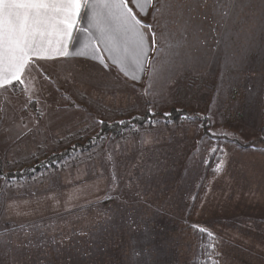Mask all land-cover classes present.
I'll return each instance as SVG.
<instances>
[{"label": "rangeland", "instance_id": "rangeland-1", "mask_svg": "<svg viewBox=\"0 0 264 264\" xmlns=\"http://www.w3.org/2000/svg\"><path fill=\"white\" fill-rule=\"evenodd\" d=\"M197 11L207 18L189 22L188 44L160 67L153 83L157 95L149 99H154L158 113L179 108L207 115L211 108L212 127L233 141L228 144L231 155L225 171L200 192L198 210H192L191 202L199 199L198 189L205 185L207 156L197 149V139L203 135L199 121L160 127L159 141L152 144L142 145L137 137L107 140L103 149L119 145L113 153L115 184L111 166L103 169L101 179L98 168L82 164L79 173L62 174L58 187L22 182L15 184L9 201L0 196V230L6 222L11 228L20 223L55 224L57 230L47 228L43 239L66 237L63 244L22 249L21 264H189L192 242L185 227L193 224L207 227L221 239L223 264H264V0H235L224 9L226 17ZM173 19L169 27L179 38L188 17ZM214 27L219 45L213 39ZM197 37L207 38V45L201 46ZM95 73L97 79L91 74L83 77L82 84L62 86L54 96L59 102L54 105L59 109L57 118L49 123L45 116L46 127L22 141L14 140L16 132L27 133L40 112L34 106L24 109V95L0 101V107L8 103L14 118L11 128L5 124L0 129L4 173L31 166V153H58L73 141L94 136L99 126L91 128L92 118L115 123L146 115L144 83L129 85L116 76ZM61 94L74 105L61 101ZM92 158L99 160L101 150ZM13 159L17 163L9 162ZM11 201L26 214L9 212ZM32 239L40 240V230Z\"/></svg>", "mask_w": 264, "mask_h": 264}, {"label": "snow or ice", "instance_id": "snow-or-ice-1", "mask_svg": "<svg viewBox=\"0 0 264 264\" xmlns=\"http://www.w3.org/2000/svg\"><path fill=\"white\" fill-rule=\"evenodd\" d=\"M234 2L224 0L218 3L214 13L226 17L228 13L224 9ZM206 6L207 0H0V91L7 94L9 99L18 94L24 95V109L34 106L40 112V117L33 121L28 132L17 131L14 140L22 141L28 133L33 136L39 133L42 127H46L42 119L45 116L49 123L57 118L59 109L54 105L59 102L54 96L61 93L62 77L68 82L69 74L72 77L82 75L76 66L91 60L94 64L98 63L106 74L115 73L118 79L123 76L131 80L133 85H146L141 89L147 105L146 115L133 116L128 121H116L115 126L133 133L142 145L158 142L160 122L163 121L167 126L174 121L171 111L158 113L154 99H149L157 95L153 90L154 78L160 67L170 63L171 57L179 55V49L188 44L189 22L207 18L201 17L197 11ZM186 14L188 20L177 38L169 25L175 23L174 17L183 18ZM200 31H203L202 27ZM211 31L215 43L219 45L217 29L214 27ZM197 42L206 46L207 38L197 37ZM145 75L146 81L142 79ZM61 101L71 102V98L61 94ZM175 111L181 113L185 121H199L203 135L196 142L198 152L202 151L215 159V175L224 172L231 155L228 144L233 141L229 140L228 133L212 127V109H209L207 115H192L179 108ZM92 120V126L98 125L101 131L92 136L87 145L73 144L70 152H53L43 160L31 153L33 164L27 170L32 174L30 178L39 183L47 182L50 187H58L62 174L71 176L73 170L79 173L80 164L83 163L90 169L98 168V178L101 179L104 177L103 169L111 166V179L115 184L117 176L113 153L119 149V145L113 150L102 148L99 160H94L88 151V146H95L97 140L106 139L103 129L114 125L106 123L104 119ZM13 122L11 110L5 102L0 107V129L5 124L11 128ZM154 133L157 135L154 136ZM78 151L87 153L89 159L76 160L73 154ZM9 162L17 163L15 159ZM40 168H44V171L39 172ZM17 177L23 178L24 171L13 172L11 176L0 172V180L4 181L0 196L6 202L11 199L15 187L10 180ZM78 178V175L73 177ZM31 195H36V192L33 191ZM55 202L59 203V200ZM17 208L16 201L8 203L9 212L15 215L26 214ZM191 227L199 234L196 245L198 254H194L191 264H221L222 254L216 234L199 224ZM47 228L55 232L58 225L20 223L18 228H11L6 222L4 230H0V264H21L19 254L22 249L46 248L49 243L63 244L65 236L57 240L53 235L51 241L44 240ZM36 230H40V240L34 243L32 237ZM80 234L85 233L81 231Z\"/></svg>", "mask_w": 264, "mask_h": 264}, {"label": "trees", "instance_id": "trees-1", "mask_svg": "<svg viewBox=\"0 0 264 264\" xmlns=\"http://www.w3.org/2000/svg\"><path fill=\"white\" fill-rule=\"evenodd\" d=\"M216 3H218V0H209V1L207 0V6L204 7L203 9H201V10H203V11L209 10L210 12H214ZM211 18H212V15H211ZM182 110H183L184 113L191 114V113L187 112L184 109H182ZM171 112L173 113L172 120L174 122L169 124V125H167V126H165L163 121H161L160 125H159V128L160 127H165L166 129H171L172 127H180V126H183V125H185L187 123H191V121H185L183 119V116H182L181 113H177L175 110H172ZM192 115H196V114H192ZM125 121H128V120L126 119ZM134 123H138V122L134 121ZM112 124L114 125L113 127H111V128L105 127L103 129V135L106 137V139H104L103 141L97 140V144L95 146H88V151L91 153L92 157H93L94 154H96L98 151H100L102 148H104L106 146L107 140H109L110 142H124V141H126V140H128L130 138L136 137L130 131L123 130V129L119 128L118 126H115V123H112ZM91 128H93L92 125H91ZM100 131H101V129H100V127H98L96 132L98 133ZM97 133H95V135ZM71 138H72V135L69 136L68 138L66 137L65 140L66 141H71ZM91 138L92 137H88L87 139H84L83 141H80V142L73 141L72 143L76 144V145H79V146H85V145H87L88 140L91 139ZM263 142H264V140H263ZM69 145L70 146L64 148L61 152H58L56 154H62V153L70 152L71 148H72V145L71 144H69ZM246 147H248V146H246ZM35 154L38 155L41 160L45 159V157H50L52 155V154H50V155L42 154L41 152L35 153ZM73 155H74L76 160H88L89 159L88 154L85 153V152L78 151V152L74 153ZM26 160H28V159H23V162H25ZM30 161H33V159L31 158ZM205 161H207V163H205L203 169H204V176H205V180L206 181H205L204 187L200 186L199 189H198L199 190V195H200L199 199H193V201L191 202V204L193 205L192 210L194 209V211H197L198 208H199V204H201L200 203L201 200H202L201 193H203L205 188L208 186L209 180H211V179H213V178H215L217 176L213 172V168H214L215 163H216L215 159H213V158H211L209 156H206ZM82 164H80V165H82ZM31 166L24 165L23 169L10 170L8 173H4V165L0 161V172H2L4 174H8L9 176H11V174L13 172L24 171V177L23 178L17 177L16 179L10 180V183L12 185H14V186H15L16 183L36 182V180H33V179L30 178L32 174L27 171L28 168L31 167ZM43 171H44V168H40L39 169V172H43ZM39 172L37 173V176L39 175ZM185 229H186L187 233L189 234V238L191 239V242H192L190 259H189V264H191V261L193 260L194 254H198L196 245H197L198 240H199V234L197 232H194L190 225H186ZM217 239L219 241V250H220V252L222 254L221 257H220V261H221V264H223V261H224L223 260V243H222L221 239H219L218 237H217Z\"/></svg>", "mask_w": 264, "mask_h": 264}, {"label": "crops", "instance_id": "crops-1", "mask_svg": "<svg viewBox=\"0 0 264 264\" xmlns=\"http://www.w3.org/2000/svg\"><path fill=\"white\" fill-rule=\"evenodd\" d=\"M77 71L78 72H81L82 75H77L75 77H72L70 74L68 76V82H65L63 80V77H62V80H61V83H62V86H64V88L66 89L67 85H72L74 82H79L82 84V82L84 80H86L85 78L89 77L91 74H92V79H97L96 77V73L95 72H98V73H101L102 75H106V76H109L108 78L112 79V77L116 76L117 75L115 73H105L104 71H102L100 69V66L98 63H93L91 60L89 61H85L84 63L82 64H78L77 66ZM92 71V72H91ZM94 71V72H93ZM94 76V77H93ZM83 77H84V80H83ZM146 75L142 78L143 80L145 79ZM79 78V79H78ZM118 79V78H117ZM91 81V80H90ZM119 81H122L126 84H131L133 83L131 80L129 79H126L125 77L123 76H120L119 77ZM3 99H8V95L3 93L2 91H0V101L2 102Z\"/></svg>", "mask_w": 264, "mask_h": 264}]
</instances>
